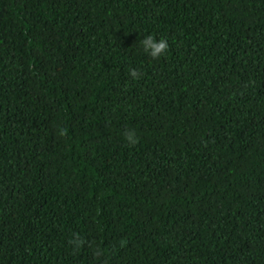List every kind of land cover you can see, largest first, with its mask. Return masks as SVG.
Here are the masks:
<instances>
[{
	"label": "trees",
	"instance_id": "obj_1",
	"mask_svg": "<svg viewBox=\"0 0 264 264\" xmlns=\"http://www.w3.org/2000/svg\"><path fill=\"white\" fill-rule=\"evenodd\" d=\"M0 264H264V0H0Z\"/></svg>",
	"mask_w": 264,
	"mask_h": 264
},
{
	"label": "clouds",
	"instance_id": "obj_2",
	"mask_svg": "<svg viewBox=\"0 0 264 264\" xmlns=\"http://www.w3.org/2000/svg\"><path fill=\"white\" fill-rule=\"evenodd\" d=\"M143 48L146 52H148L151 57L153 58H159L162 54H165L168 50V42L166 39L161 38L159 41H157L153 36L149 35L144 40L141 41ZM130 75L133 78H138L139 73L133 69L130 72ZM126 140L132 144L135 145L138 143V139L136 138V134L133 131H128L125 133Z\"/></svg>",
	"mask_w": 264,
	"mask_h": 264
}]
</instances>
